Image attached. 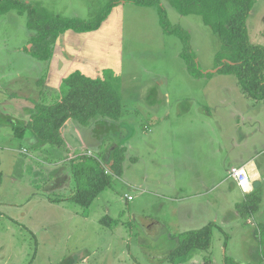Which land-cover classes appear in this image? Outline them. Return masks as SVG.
I'll use <instances>...</instances> for the list:
<instances>
[{
	"label": "rangeland",
	"instance_id": "1",
	"mask_svg": "<svg viewBox=\"0 0 264 264\" xmlns=\"http://www.w3.org/2000/svg\"><path fill=\"white\" fill-rule=\"evenodd\" d=\"M20 1L85 20L109 2ZM160 4L170 23L189 33L199 69L217 68L222 43L211 28L198 15H180L168 0ZM112 11L91 41H85L87 35L80 38L92 53L84 63L94 65V74L100 76L103 68L110 71L102 77L113 74L121 117L84 126L94 135L102 134L103 148L97 153L76 151L74 137L64 133V144L46 146L45 155L39 147L29 148L28 139L16 136V125H8L5 115L15 122L26 118L20 111L22 98L14 102L12 97L23 95L36 104L50 103L60 94L44 87L50 60L29 53L35 32L28 29L26 14L14 10L0 14V167L4 171L0 264H59L70 256L73 264H170L174 237L210 223L214 227L209 249L195 251L181 264H223L224 257L241 264H264V246L257 233L264 225V181L253 191L250 180L247 186L242 184L244 191L261 197L257 212L244 220L236 210L243 192L229 175L232 167L254 159L264 178V101L248 98L232 74L192 75L180 57L181 40L164 32L156 6L118 0ZM246 27L250 42L264 45V0H255ZM91 33L95 31L83 34ZM70 35L71 44L82 40ZM68 61L74 62V56ZM118 146L126 149L125 161L111 187L89 207L69 199L76 183L68 157L96 155L109 164ZM14 148L22 152L11 156L6 151ZM59 195L68 199L49 200ZM105 216L116 224L102 223ZM161 227L174 237L165 235ZM146 230L151 236L144 235Z\"/></svg>",
	"mask_w": 264,
	"mask_h": 264
},
{
	"label": "trees",
	"instance_id": "2",
	"mask_svg": "<svg viewBox=\"0 0 264 264\" xmlns=\"http://www.w3.org/2000/svg\"><path fill=\"white\" fill-rule=\"evenodd\" d=\"M142 7L156 6L160 24L165 33L178 37L183 48L180 57L194 76L210 73L232 74L248 98L264 100V47L250 42L246 20L255 0H168L180 15H198L209 26L222 43V49L216 55V67L210 72H202L190 45L189 33L179 25H172L160 0H128ZM118 0H109L102 10L92 19L65 17L48 12L39 5L20 0H0V14L11 10L20 15L26 14L28 29L34 30L32 48L29 53L35 58L49 61L57 38L68 30L79 33L96 31L110 15ZM110 71H104V74ZM113 74L92 78L75 70L63 78L60 94L50 103H36L34 112L24 124L13 128L14 134L24 138L31 135L33 147H61L64 140L62 127L69 119L80 125H88L97 119L117 121L122 114L121 97L113 82ZM26 150H23V152ZM126 149L116 147L109 164L87 154L77 155L69 160L76 189L70 196L74 203L89 207L107 188L111 187L113 177H119L123 171ZM2 174L0 172V183ZM261 197L258 192L245 194L236 204V210L244 220L252 217L258 210ZM115 220L105 216L104 224ZM114 224V225H115ZM214 224L200 229L182 232L178 235V245L168 255L170 264H181L195 251H207L211 244ZM227 238V237H226ZM258 238L264 246V225L258 228ZM206 258L205 261L209 260ZM70 256L59 264H73ZM211 262V261H208ZM223 264H241L231 257H224Z\"/></svg>",
	"mask_w": 264,
	"mask_h": 264
},
{
	"label": "crops",
	"instance_id": "3",
	"mask_svg": "<svg viewBox=\"0 0 264 264\" xmlns=\"http://www.w3.org/2000/svg\"><path fill=\"white\" fill-rule=\"evenodd\" d=\"M112 14L113 13H111V15ZM103 24L104 23H102V25ZM102 25L100 26V28L102 27ZM100 28L98 30H96L95 33H91V34H83V33H79V32L74 33L72 30H68L65 33L61 34L57 38V40H56V42L54 44V47H53L52 58L48 62L49 63L48 66L49 67H48L47 77H46V80L44 82V87L46 88L47 91L49 90L48 91L49 93H57L58 94L63 78H65L67 75H69L71 72H73L75 70H79L83 74H85V75H87L89 77H92V78L102 77V75L104 74V71L107 70V69L103 68V70L101 71V75L97 76V75L94 74V73H96L95 68H93L94 65L89 63V62H87V61H85L86 63H84V58L88 57V60H89L90 59L89 57H90V55H92V53L88 52L87 50L84 49V46L82 45V44H84V41H83L82 38H80V37H86L84 35H87V38H85V41L86 40L91 41L94 38V37H91V35H94L96 33H100L99 32V31H101ZM91 32H94V31H91ZM84 33H89V32H84ZM70 34H73V35L79 37V39H82L79 42V44H75L74 45V44H71L67 40L68 37H74V36H72ZM253 44H256V43H253ZM260 45H262V44H260ZM262 46L264 47V45H262ZM79 48L81 50H79ZM70 56H74V59H75V61L72 62V63H69V61H68V58H70ZM80 57L83 60L82 64L78 63V61H82L80 59ZM56 59L60 60V62L57 63L55 61ZM108 67H110V66H108ZM108 67H106V68H108ZM52 91H55V92H52ZM36 92H34V93H36ZM30 94H33V93H30ZM37 94L39 96V92H37ZM57 96L58 95H56V97L54 96V98H57ZM8 97H9V95H8ZM165 97H168V96L165 95ZM17 98L18 99L22 98V101H21L22 106H21V110L20 111H23V113H25V117L26 118L22 117V115H20L22 119L25 118L24 121L20 122L21 120H17V122H15L16 118L11 117L10 114H6L5 115L7 117L6 122L8 123V125H12V126L13 125H17V123L19 124V122L24 124L26 121H28V119L30 118L31 114L35 111L34 110L35 103H34L33 98H32V100H28V97L24 98L23 95L22 96L18 95L17 97H12V100L15 102L14 99H17ZM51 99H53V98L51 97L49 100H51ZM262 101H264V100H262ZM28 103L30 105H28ZM15 104L17 105V102ZM15 104H13V106L18 108L17 106H15ZM0 105H3V103L0 104ZM16 108H14V109H16ZM17 112H19V111H17ZM69 121H70V119L68 121H66V123L62 127L61 134H62L63 140H64V135H65L64 133L70 134L72 137H74L76 145L74 146L73 149H76V151H77V149H80L83 152L86 149H93L94 151H96V153H97V151L102 150V148H103V143L102 142L104 141L103 138L101 137L102 134H99V132L96 130V132L99 135H94L93 132H92V129L86 128L83 125H80L77 121L76 122H72V121L69 122ZM24 139H28L29 140V142H28L29 145H30L29 148H31V149L35 148V147H33V144H34L35 140H34V138L31 135L26 134ZM64 142H65V140H64ZM45 147L46 146L39 147V148H41L42 154H44V155L47 153L45 151ZM23 150H25V149H23ZM6 151H8V153L11 156H13V153H15V152H17V153H21L22 152L18 148L7 149ZM24 153H26V151H24ZM78 154H74V156H77ZM68 156L69 155H67V157ZM74 156L68 157L69 160L72 157H74ZM30 157H32V156H30ZM16 160L17 161H15L14 165L19 162L18 159H16ZM42 161L45 162L44 160H42ZM1 166H2V164H1ZM241 166L245 168V170H246V172L248 174V180L251 181V190L252 191H253V189H255L257 187L262 186L263 181H264L263 174H262V171L259 169V167H257V164L254 161V159H249V160L245 161L243 164H241ZM0 172H1L2 176H4V171L1 169V167H0ZM31 172H32V170H31ZM51 180L52 179L48 178V182H51ZM245 186H247V185H245ZM240 187H241L242 192H243L242 198L244 197L245 194H248V193L251 192V190L250 191H244L242 186H240ZM70 194H68L69 198H70V196L73 195V193L71 195ZM125 197H126V199H130V195H128V194H126ZM66 199H68V198L65 197V196H61V195H59L57 197H51V196L49 197V200L57 201V202H59L61 200H66ZM0 211H1V208H0ZM3 214L4 213L1 211V213H0V217L1 218H3ZM10 219L13 220L12 218H10ZM159 226H161V225H159ZM151 228H153V226H150L149 230H151ZM161 230L163 231V233L165 235L171 234V231H166L162 227H161ZM257 233H258V230H257ZM144 235L145 236H151V235H149L148 230L144 231ZM169 236L170 237H174L173 234H171ZM174 238H175L174 244H175V246H177L178 245V243H177L178 235L176 237H174Z\"/></svg>",
	"mask_w": 264,
	"mask_h": 264
},
{
	"label": "built area",
	"instance_id": "4",
	"mask_svg": "<svg viewBox=\"0 0 264 264\" xmlns=\"http://www.w3.org/2000/svg\"><path fill=\"white\" fill-rule=\"evenodd\" d=\"M230 177H232L240 186L247 179L248 174L244 167H232L229 172Z\"/></svg>",
	"mask_w": 264,
	"mask_h": 264
},
{
	"label": "bare ground",
	"instance_id": "5",
	"mask_svg": "<svg viewBox=\"0 0 264 264\" xmlns=\"http://www.w3.org/2000/svg\"><path fill=\"white\" fill-rule=\"evenodd\" d=\"M249 183H250V181L246 179V180L243 182V186L248 185Z\"/></svg>",
	"mask_w": 264,
	"mask_h": 264
},
{
	"label": "water",
	"instance_id": "6",
	"mask_svg": "<svg viewBox=\"0 0 264 264\" xmlns=\"http://www.w3.org/2000/svg\"><path fill=\"white\" fill-rule=\"evenodd\" d=\"M214 71V70H213Z\"/></svg>",
	"mask_w": 264,
	"mask_h": 264
}]
</instances>
